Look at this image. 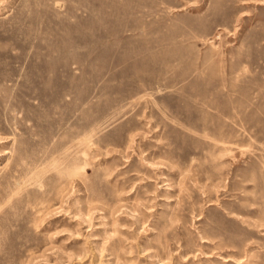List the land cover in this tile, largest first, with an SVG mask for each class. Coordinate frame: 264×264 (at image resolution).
Masks as SVG:
<instances>
[{
    "label": "rangeland",
    "instance_id": "rangeland-1",
    "mask_svg": "<svg viewBox=\"0 0 264 264\" xmlns=\"http://www.w3.org/2000/svg\"><path fill=\"white\" fill-rule=\"evenodd\" d=\"M0 264H264V0H0Z\"/></svg>",
    "mask_w": 264,
    "mask_h": 264
},
{
    "label": "bare ground",
    "instance_id": "bare-ground-1",
    "mask_svg": "<svg viewBox=\"0 0 264 264\" xmlns=\"http://www.w3.org/2000/svg\"><path fill=\"white\" fill-rule=\"evenodd\" d=\"M85 155V154H84ZM86 156V155H85ZM84 167V166H83ZM83 171V170H82ZM36 177V176H35ZM225 260V259H224Z\"/></svg>",
    "mask_w": 264,
    "mask_h": 264
}]
</instances>
